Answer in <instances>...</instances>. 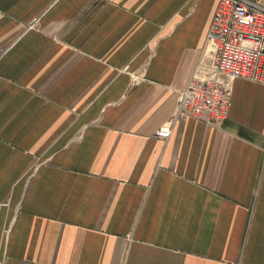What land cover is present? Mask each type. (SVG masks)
<instances>
[{"label":"crops","instance_id":"crops-1","mask_svg":"<svg viewBox=\"0 0 264 264\" xmlns=\"http://www.w3.org/2000/svg\"><path fill=\"white\" fill-rule=\"evenodd\" d=\"M218 1L0 0V264H264V85L154 136Z\"/></svg>","mask_w":264,"mask_h":264},{"label":"built area","instance_id":"built-area-1","mask_svg":"<svg viewBox=\"0 0 264 264\" xmlns=\"http://www.w3.org/2000/svg\"><path fill=\"white\" fill-rule=\"evenodd\" d=\"M206 48L209 63L197 65L178 93L172 117L155 137L169 138L173 124L187 118L220 124L227 116L235 79L264 85V6L255 0H219Z\"/></svg>","mask_w":264,"mask_h":264}]
</instances>
